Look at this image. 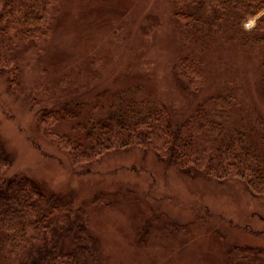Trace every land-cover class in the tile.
<instances>
[{"label":"trees","instance_id":"16d2710c","mask_svg":"<svg viewBox=\"0 0 264 264\" xmlns=\"http://www.w3.org/2000/svg\"><path fill=\"white\" fill-rule=\"evenodd\" d=\"M65 1L3 0L0 8V77L12 92L31 97L51 143L84 166L138 148L191 179L239 180L264 196V0H171L188 51L172 68L177 90L191 101L188 114L180 115L141 95L140 84L102 90L89 79L95 65L85 51L69 67L54 42ZM249 20L254 25L246 29ZM223 39L256 65L253 102L241 92L205 94L207 53ZM52 48L61 63L46 54ZM41 61L58 73L42 87L29 86V68ZM13 163L0 137V264H98L101 244L89 231L87 211L29 177L9 175ZM228 258L230 264H264V247H233Z\"/></svg>","mask_w":264,"mask_h":264},{"label":"rangeland","instance_id":"374dc122","mask_svg":"<svg viewBox=\"0 0 264 264\" xmlns=\"http://www.w3.org/2000/svg\"><path fill=\"white\" fill-rule=\"evenodd\" d=\"M62 15L54 42L67 53L69 67L85 51L95 65L89 79L102 90L140 84L141 95L188 114L191 101L172 76L188 51L171 0H66ZM253 25L249 20L245 28ZM224 40L207 53L203 94L241 92L253 102L256 65ZM48 53L61 63L56 50ZM57 73L49 63L35 62L28 85L42 87ZM26 97L0 77V137L14 159L9 175L29 177L86 210L89 231L101 244L98 264H230L231 248L264 247V196L253 195L241 181L191 179L138 148L106 153L88 166L75 164L45 136Z\"/></svg>","mask_w":264,"mask_h":264}]
</instances>
